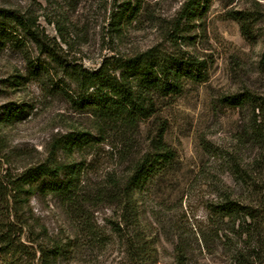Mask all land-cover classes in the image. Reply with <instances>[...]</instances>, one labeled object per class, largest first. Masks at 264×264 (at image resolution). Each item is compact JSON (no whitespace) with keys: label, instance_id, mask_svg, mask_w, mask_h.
Returning a JSON list of instances; mask_svg holds the SVG:
<instances>
[{"label":"rangeland","instance_id":"374dc122","mask_svg":"<svg viewBox=\"0 0 264 264\" xmlns=\"http://www.w3.org/2000/svg\"><path fill=\"white\" fill-rule=\"evenodd\" d=\"M187 1L0 0V11L16 14L33 34L0 17V223L15 220L16 214L27 224V235L47 243L62 239L63 233L74 234L59 200L41 192H16L10 181L40 163L68 162L56 143L74 128L99 136L91 112L67 101L64 92L72 96L77 90L66 73L68 64L93 71L108 57L154 48L159 56L193 57L207 72L203 81L188 82L180 95L158 101L178 173L171 184L141 195L139 209L159 235L156 264H176L181 235L189 242V264H220L200 253L195 243L207 221V206L225 198L249 199L252 189L264 187V147L238 139L249 129L247 120L221 103L224 96L264 85L258 64L264 50V0H211L208 6L197 0L189 16L181 13ZM124 9L126 14L118 19ZM131 11L134 15L128 17ZM232 11L254 18L252 40L243 36ZM47 83L62 91L51 92ZM157 116L143 123L126 158H121L123 146L113 132L75 153L74 162L82 169L79 193H91L106 176L126 172L147 150ZM90 209L92 224L109 242L76 259L60 257L56 264L125 260L124 245L111 236L113 209L104 204ZM77 231L84 239L85 231ZM0 264L9 260L0 255Z\"/></svg>","mask_w":264,"mask_h":264},{"label":"trees","instance_id":"16d2710c","mask_svg":"<svg viewBox=\"0 0 264 264\" xmlns=\"http://www.w3.org/2000/svg\"><path fill=\"white\" fill-rule=\"evenodd\" d=\"M210 1L205 0L207 6ZM196 2L188 0L181 13L194 15ZM204 7L205 11L207 8ZM125 11L127 9L122 10L118 19L126 14ZM231 13L243 36L252 40L251 22L254 18L251 14L245 11ZM130 15L134 12L131 11L128 17ZM0 17L10 18L26 34L33 36L28 23L21 21L16 14L1 10ZM258 64L260 71L264 72V50ZM67 66L66 73L77 84L75 95L64 92L67 101L77 110L91 112L99 136L96 138L92 132L74 128L56 143L68 162L37 164L16 177L15 181H10V185L16 192H41L59 200L68 225L74 224L75 227L70 225L69 232H75L63 233L58 241L47 243L44 238L40 241L26 234L27 224L15 214V220L0 223V255L9 260V264H56L57 259L63 256L69 261L84 252L94 253L102 242H109V238H103V234L92 224L90 208L104 204L114 211L115 221L109 224L111 236L124 245L125 260L122 264H156L155 246L159 235L140 210V197L152 189L159 190L171 184L178 173L175 151L165 141L167 129L160 118L161 110L157 111L158 101L180 95L188 82L203 81L207 70L201 61L193 57L159 56L154 48L130 56L108 57L93 71ZM51 84L52 87L46 84L51 92L59 94L62 91L56 83ZM221 103L239 110L241 118L245 122L247 120L249 129L245 127L238 139L245 143H257L263 148L264 85L257 90L244 88L224 96ZM152 116H157L156 122H159L155 123L157 127L152 136L147 138V150L130 162L121 176L108 175L91 193H79L78 179L82 169L74 162V154L91 146L101 135L104 137L113 132L117 142L123 146L121 158H126L143 123ZM207 211L205 226L199 228L195 237L200 253L205 251L212 263L264 264L263 186L252 189L249 199L225 198L209 204ZM78 229L85 231L84 239ZM188 243L187 238L181 235L176 244V264L190 263Z\"/></svg>","mask_w":264,"mask_h":264}]
</instances>
